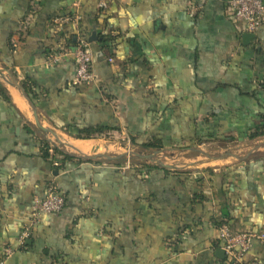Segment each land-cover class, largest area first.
I'll return each instance as SVG.
<instances>
[{
	"label": "crops",
	"instance_id": "1",
	"mask_svg": "<svg viewBox=\"0 0 264 264\" xmlns=\"http://www.w3.org/2000/svg\"><path fill=\"white\" fill-rule=\"evenodd\" d=\"M226 1L0 0V69L19 83L30 80L31 102L48 132L32 124L20 93L12 87L25 112L0 80L13 106L0 100V262L50 182L64 208L42 215L26 247L4 264H231L216 255L212 223L225 198L230 230L264 232V164L244 172L230 171L239 160L211 168L228 172L224 187L210 181L207 202L191 206L198 192L192 182L161 171L137 180L119 160L78 158L130 138L159 139L164 150L181 152L241 137L264 107V26L244 45ZM60 31L88 40L93 83L72 84L70 56L46 65L49 55L66 49ZM253 91L258 101L240 94ZM97 127L116 131L77 139ZM39 138L72 157L58 172L54 154L41 157ZM187 146L193 147L180 149ZM244 260L264 264V246L253 242Z\"/></svg>",
	"mask_w": 264,
	"mask_h": 264
},
{
	"label": "built area",
	"instance_id": "2",
	"mask_svg": "<svg viewBox=\"0 0 264 264\" xmlns=\"http://www.w3.org/2000/svg\"><path fill=\"white\" fill-rule=\"evenodd\" d=\"M226 9L228 19L240 28L242 35L252 34L255 36L260 28L264 26V5L261 0H227ZM73 18H61L59 21L60 23H68ZM65 56H70L74 60L75 70L72 81L74 86L88 85L94 82L91 66L92 56L88 41H78L74 49L67 50L62 54L49 55L46 58V65L51 67L57 66ZM64 205L65 199L63 194L53 182H50L46 187L44 198L33 199L29 216L16 238L15 247L5 248L0 264H4L17 249L25 246L27 240L30 238L32 229L39 222L42 215H57L62 211ZM216 240L231 264H252L246 262L244 256L251 248L253 242H258L264 246V232H234L228 227L223 226L216 230Z\"/></svg>",
	"mask_w": 264,
	"mask_h": 264
},
{
	"label": "trees",
	"instance_id": "3",
	"mask_svg": "<svg viewBox=\"0 0 264 264\" xmlns=\"http://www.w3.org/2000/svg\"><path fill=\"white\" fill-rule=\"evenodd\" d=\"M60 37H63V39L65 40L66 43V51L67 50H72L77 46V42H76V38L74 35H69L66 32L60 31L59 32ZM111 37L108 38H103V42H110L111 41ZM86 41H88L86 39ZM65 50H62L61 52H65ZM30 80L28 78L22 80L20 82L21 87L23 88V90L25 91L26 95L30 98V100H33L32 96H31V83L29 82ZM260 85H263L262 83ZM256 91V90H255ZM253 91L252 93H241V95L253 98L255 101H258L257 96H256V92ZM0 100L2 102H4L5 104L12 106L11 103V99L9 97V95L7 94V91L5 90V88L3 87V85L0 83ZM13 107V106H12ZM263 110L260 111L258 114H256L253 123L251 124V126L247 129H245L244 133L242 134V139L246 140V141H255V140H259L261 138L264 137V107H262ZM23 129L25 131V133L27 135H30L33 139H35V133L34 131L31 129V126L28 123H24L23 125ZM109 131H116V129H112V128H108V127H97V128H88V129H84L81 131L83 136H78L77 139H93L94 136L93 135H97L99 137H106L105 133L109 132ZM230 140V139H228ZM232 141H236V139L231 138ZM230 140V141H231ZM37 144L39 145V153L41 155V157L48 161L50 159V157H52V155L54 154L55 157H57L56 161L59 164H56L54 167V170L56 172H58V170L61 168V165H63V163L69 159H71L72 157L64 154L63 152H61L59 149H57L55 146H51L48 144L47 141H45L44 139H36ZM129 145L131 146V148L135 147V148H139L143 151H155V152H160L161 150L165 149V146L160 142L159 139H151L149 141H147L146 143H136L135 140L132 138L129 139ZM193 146H187V147H183L180 149H191ZM154 152V153H155ZM135 158H131V160H133ZM79 161V160H78ZM121 161V160H119ZM259 164H264V158L262 156H260L259 153H255V154H251L249 155L247 158L239 161L236 163V165L233 166V168L230 169L231 172H244L243 170L247 171V169H251L252 167H254L255 165H259ZM128 170H131V173H133L132 175L135 177V179L137 180H145L149 177V174L154 172V171H161L163 172L165 175H171L174 178H178V179H182V181H189L188 183L192 182L193 184H195L198 187V192L192 195L191 198V206L194 205H203L205 202H207V192H209V188L207 189V183H209L211 181V183L214 182V180L216 178L219 179V186L220 188L224 187V183H225V176L226 174H228V172L221 171V173H218L217 171H215V169H211V168H206L203 169L202 171H183V170H172V169H168L166 167H162V166H157V165H153V164H137V163H132L128 168ZM242 169V170H241ZM212 190L215 189V187H211ZM226 198L224 199V201L220 202L219 204V214L216 215L214 218H212V223L214 225L215 228L219 229L223 226H227L225 220L228 217L229 214V208H227L226 206ZM229 228V227H228ZM230 229V228H229ZM26 246H24L23 248H25Z\"/></svg>",
	"mask_w": 264,
	"mask_h": 264
},
{
	"label": "rangeland",
	"instance_id": "4",
	"mask_svg": "<svg viewBox=\"0 0 264 264\" xmlns=\"http://www.w3.org/2000/svg\"><path fill=\"white\" fill-rule=\"evenodd\" d=\"M29 120L34 122L33 117H29ZM35 124V123H34ZM245 129H242V131H239V134L244 133ZM235 135H238V131L234 133ZM238 138L236 141H216V143H213L211 145H203L201 147H198V151H167V150H161L159 153L156 154V158L159 159V161L168 167H173L174 170H189V171H199L203 170L205 168H218V167H223L224 163H233L236 161V158L243 159L246 157L247 154L252 153V154H263L264 155V146L259 147V148H254L255 145L259 144H264V137L255 140V141H246L242 138ZM125 143L124 140L123 142L120 141L117 145L112 146L109 149H103L99 150L98 152L95 153V155H107V156H115V155H122V154H128L129 152H134L136 154H141V155H151L155 151H143L139 148H131L129 144H123ZM88 144V143H86ZM75 147V145H74ZM85 150H88L91 148V146H82ZM61 149V148H60ZM63 150L66 152H70L72 154H76L75 151L70 150L69 148L62 147ZM92 149V148H91ZM109 150V151H108ZM231 153L233 157L226 158L221 161H212L210 158H218L220 156H224L226 154ZM78 154V153H77ZM85 154V153H84ZM92 155V154H91ZM131 158H135L131 160ZM98 163L100 164H107V161L111 162L112 165H116V160H105L103 158L101 159H96ZM240 161V160H239ZM137 163V164H153V165H159L157 163H152L148 160L132 157L131 155L126 157H123L120 161V165L124 168L128 167V165L132 163ZM129 165V166H130Z\"/></svg>",
	"mask_w": 264,
	"mask_h": 264
},
{
	"label": "water",
	"instance_id": "5",
	"mask_svg": "<svg viewBox=\"0 0 264 264\" xmlns=\"http://www.w3.org/2000/svg\"><path fill=\"white\" fill-rule=\"evenodd\" d=\"M94 35H92V40L94 39ZM254 35H252V34H243L242 35V42H243V44L244 45H248L253 39H254ZM89 42H91V41H89ZM0 80L3 82V83H5V84H7L8 86H11V87H13V88H15L19 93H20V95H21V97L23 98V100L25 101V103L27 104V106H28V108H29V110L31 111V113H32V116H33V119H34V123H35V125H36V127L41 131V132H43V133H45V134H48V132L45 130V129H43L42 127H41V125H40V123H39V119H38V116H37V111H36V108H35V106H34V104L31 102V100H30V98L26 95V93H25V91L23 90V88L21 87V85H20V83L19 82H17L14 78H12L10 75H8V74H4V72L0 69ZM264 146V144H259V145H255V147L254 148H259V147H263ZM157 153H159V152H155V153H153V154H151V155H147V156H145V155H141V154H136V153H134V152H129L128 154H122V155H120V156H118V157H109V156H106V155H95V156H86V155H79L78 156V158H80V159H82V160H86V161H90V160H96V159H101V158H103V159H105V160H121L123 157H126V155H128V156H132V157H136V158H140V159H144V160H148V161H150V162H152V163H157V164H159L158 166H162V167H166V168H168V169H174L173 167H168V166H165V165H163L160 161H159V159L158 158H156V154ZM229 157H233V155L231 154V153H229V154H226V155H224V156H220V157H218V158H210V160H212V161H215V160H217V161H221V160H224V159H226V158H229ZM237 160H242V159H240V158H236ZM27 243H29V242H27ZM216 255L217 256H220V257H222V256H224V252L221 250V249H219V250H217V252H216Z\"/></svg>",
	"mask_w": 264,
	"mask_h": 264
},
{
	"label": "bare ground",
	"instance_id": "6",
	"mask_svg": "<svg viewBox=\"0 0 264 264\" xmlns=\"http://www.w3.org/2000/svg\"><path fill=\"white\" fill-rule=\"evenodd\" d=\"M8 86V85H7ZM8 90H9V93H10V95L12 96V98H13V100H14V102L18 105V107L20 108V109H22V111H26L25 110V108H24V106L22 105V102H21V100L18 98V96L16 95V92H15V90L11 87V86H8ZM76 146V145H75ZM78 146V145H77ZM73 147V146H72ZM80 149H82L83 150V148H81L80 146H78ZM77 148V147H76ZM72 149V148H71ZM78 152V151H77Z\"/></svg>",
	"mask_w": 264,
	"mask_h": 264
}]
</instances>
